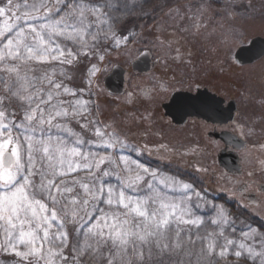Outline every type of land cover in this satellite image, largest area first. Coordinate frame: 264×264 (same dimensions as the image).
Listing matches in <instances>:
<instances>
[{
  "label": "snow or ice",
  "instance_id": "obj_1",
  "mask_svg": "<svg viewBox=\"0 0 264 264\" xmlns=\"http://www.w3.org/2000/svg\"><path fill=\"white\" fill-rule=\"evenodd\" d=\"M132 3L7 0L0 6V250L27 264H166L165 257L168 264L172 257L174 264H211L233 246L237 257L244 252L264 264V233L251 226L241 233L244 240L259 237V251L225 236L230 217L215 205L211 223L220 231L201 232L206 220L192 203V185L122 154L137 149L92 115L84 89L65 83L64 65L78 55L95 53L103 61L101 41L127 42L112 21ZM205 10L206 0L189 17L197 29ZM99 71L93 65L90 76ZM12 104L18 112L8 111ZM72 121L94 138H84ZM69 245L71 257L64 254Z\"/></svg>",
  "mask_w": 264,
  "mask_h": 264
},
{
  "label": "rangeland",
  "instance_id": "obj_2",
  "mask_svg": "<svg viewBox=\"0 0 264 264\" xmlns=\"http://www.w3.org/2000/svg\"><path fill=\"white\" fill-rule=\"evenodd\" d=\"M141 1L135 0L128 11L116 12V19L112 21L114 31L121 39L129 37L127 42L115 47L113 42L101 41L99 55L104 56L103 61L95 53L78 55L73 64L64 65L66 76L69 77L65 83L73 90L84 89L83 99L91 101L92 115L104 124L111 125L122 139L137 149L135 152L125 150L122 154L131 156L146 167L175 175L192 185V193L189 194L192 203L200 205L197 214L206 220L201 232L220 231V228L211 223V219L215 217L212 205H215L223 208L230 217V223L222 226L225 236L254 245L259 251V240H244L241 236L242 232L248 230L247 226H255L247 225V219L230 212L224 201H241L233 190L245 185L251 171H264V56L254 63L240 66L234 64L232 57L237 46L245 44L252 37H264V0H206V10L199 17L198 29L195 27L196 19L189 17L197 13L205 0H159L153 8L140 7L143 6ZM6 2L7 0H0V6ZM22 2L23 0H14V3ZM170 9L173 11L170 12ZM2 22L3 18H0V23ZM150 28L157 33H142ZM209 46L215 47L216 67L204 72L202 52ZM141 48L151 51L155 60L154 68L147 75L129 72L125 93L110 96L101 82L103 76L115 61L130 67L131 59ZM93 65L99 67L100 71L90 76ZM184 85L207 87L226 99L236 101L235 120L228 128L247 142L246 147L239 151L243 159L241 174L224 176L215 163L218 150L208 141V132L211 130L209 124L192 119L184 126H175L164 117L160 107L162 99L168 96L170 90ZM138 94L151 95L154 100L141 114L132 113V106L128 105ZM64 99L70 100L72 97L66 96ZM8 111L18 112V109L12 104ZM100 112L101 117L98 115ZM72 128L82 133L86 139L94 138L91 132L81 129L75 121H72ZM153 148L184 154L195 152L202 156L206 168L216 174L218 183L215 187H209L213 190L212 194H207V186H199L179 174L163 169L149 156ZM191 166L201 170L195 164ZM112 183H116L115 176L112 177ZM195 193H200V196L197 197ZM262 216L264 218V211ZM67 230L71 238L72 228ZM220 243H224L223 239ZM236 250H239L238 247L229 246L227 255H215L211 264H259L258 260L248 258L244 252L237 257L234 254ZM216 251L219 252V249ZM64 254L73 255L70 245ZM177 259L172 257L171 264ZM165 261L168 264L169 258L165 257ZM0 264H27V261L11 250H0Z\"/></svg>",
  "mask_w": 264,
  "mask_h": 264
},
{
  "label": "water",
  "instance_id": "obj_3",
  "mask_svg": "<svg viewBox=\"0 0 264 264\" xmlns=\"http://www.w3.org/2000/svg\"><path fill=\"white\" fill-rule=\"evenodd\" d=\"M232 55L236 65L254 63L264 56V37L255 36L250 38L245 44L237 46ZM152 66L153 63L148 50H142L133 59L131 70L144 73L148 72ZM125 70L122 65L114 64L105 75L102 82L109 93H122L125 83ZM161 106L164 115L169 117L170 121L176 125L185 124L189 117H196L221 125L227 124L233 121L237 109L234 99L226 101L222 96L211 92L205 87H196L195 92L176 90L171 93L169 99L164 101ZM214 134L225 144V148L218 154V164L226 170L239 171L238 158L233 151H227V147L231 146L233 149H240L244 147L245 141L229 130Z\"/></svg>",
  "mask_w": 264,
  "mask_h": 264
},
{
  "label": "trees",
  "instance_id": "obj_4",
  "mask_svg": "<svg viewBox=\"0 0 264 264\" xmlns=\"http://www.w3.org/2000/svg\"><path fill=\"white\" fill-rule=\"evenodd\" d=\"M159 0H142L141 4H143V6L140 7H146V8H153L152 6H156V3H158ZM211 2L214 0H210ZM137 5V4H136ZM123 12V10H122ZM154 25L152 24V27ZM156 30H154L153 28H150V30H146L144 32H142L144 35H149L148 33H150L151 35H153ZM215 47L209 46L208 48H204L205 51H203V57L204 60L202 59L203 62V67H204V72H207L209 70H211V68H215V61H214V57L216 58V54H214V52H216V50L214 49ZM213 58V59H212ZM219 58V57H218ZM212 59V61H211ZM221 59V58H219ZM225 62V61H224ZM213 63V64H211ZM231 72V71H229ZM229 72L227 74H229ZM206 74V73H205ZM208 74V73H207ZM185 87V85L183 86ZM186 88V87H185ZM164 99H162L163 101ZM153 100V96L151 95H135V99H133V101H131L130 103H128V105L132 106L131 112L135 113V112H139L140 114L142 112H144L145 107H150L151 103ZM161 101V102H162ZM156 109V108H155ZM96 112L99 113V110L96 109ZM158 113V111H155V113ZM151 113H154L151 112ZM100 117L102 116V113L100 112V114H98ZM139 117V116H137ZM145 118V117H144ZM138 119V118H137ZM142 120V118H140ZM139 120V119H138ZM136 121V120H135ZM148 123V122H146ZM160 154H156L155 157H153L156 161V163H159L160 166L163 169H166L167 171H170L172 173H176L177 175L179 174V176L185 178V179H189L190 181L196 183L199 186H203V187H215L216 186V179L214 177V175L211 173V171H209L206 168V163L204 161V158H199L196 156H192V155H185L183 153H179V152H159ZM191 164H195L196 166H198L199 168L201 167V170H196V168H193L191 166ZM209 167V166H208ZM228 177V176H227ZM223 200V198H221ZM228 210L230 212L234 211L229 205H226ZM69 257H71V255H68Z\"/></svg>",
  "mask_w": 264,
  "mask_h": 264
},
{
  "label": "flooded vegetation",
  "instance_id": "obj_5",
  "mask_svg": "<svg viewBox=\"0 0 264 264\" xmlns=\"http://www.w3.org/2000/svg\"><path fill=\"white\" fill-rule=\"evenodd\" d=\"M154 59V58H153ZM155 66V65H154ZM154 68V67H153ZM129 72V69L127 70ZM230 74V73H229ZM197 85H194L192 87L185 88L186 90L194 91L195 87ZM167 121H169L168 118H166ZM193 119V118H192ZM192 119H188V121H191ZM202 121L200 119H195ZM187 121V122H188ZM204 123H207L205 121H202ZM211 126V130L208 132V141L210 144H212L214 147H216L217 150H220L223 148L224 144L221 142V140L215 136L214 133L221 131L222 129H228L227 126H220L217 124L207 123ZM229 149V148H228ZM159 152H165L161 151L158 148H153L151 150V154L155 157V155L160 154ZM204 154V151L203 153ZM192 156H196L199 158H202V156H199V154H195V152L190 153ZM204 156V155H203ZM239 156V162L241 166L243 167V159ZM241 174V173H240ZM235 175V174H234ZM264 171H251L248 175V178L246 179L245 185L242 187H237L233 192H237L238 198L241 201H230L229 205L234 210V214H238L240 216H243L245 219H247V225L255 226V228L259 231L264 233V218L262 216L264 211ZM210 192V190H208ZM259 240V237H255L253 240ZM256 247V246H255Z\"/></svg>",
  "mask_w": 264,
  "mask_h": 264
}]
</instances>
